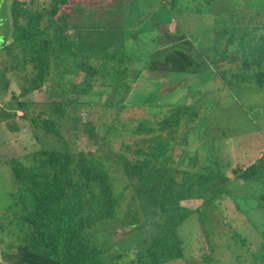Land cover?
Returning a JSON list of instances; mask_svg holds the SVG:
<instances>
[{
  "label": "rangeland",
  "instance_id": "374dc122",
  "mask_svg": "<svg viewBox=\"0 0 264 264\" xmlns=\"http://www.w3.org/2000/svg\"><path fill=\"white\" fill-rule=\"evenodd\" d=\"M155 2L162 3L158 9L161 16L168 21L173 17L161 25L162 32L168 29L174 40L186 35L200 44L211 60L216 59V73L152 66L153 61L165 65L167 54L161 50L166 43L158 35L159 29L145 24L152 7L151 11L141 12L139 6ZM12 3L13 0H0V33L3 31L9 43ZM47 4L48 0H36L30 5L35 9ZM170 7L176 9L171 13ZM130 12L132 17L128 16ZM60 13L65 18L74 15L72 27L77 24L82 32L75 43L64 44L60 51L64 54L60 63L69 72H80L75 64L77 56L92 58L104 51L125 53L135 74L145 64H151L140 79L130 80L133 88L128 95H118L109 78L90 96L78 97L83 102L75 109L69 108L62 120V135L77 150L101 155L110 163L116 187H123L127 181L133 186L137 178L125 175L113 155L121 152L135 157L133 152L138 146L150 151L154 133L136 132L138 126L143 121L147 125L158 123L177 107L188 106L178 124L160 133L161 162L188 173L185 181L176 169L169 177L177 185L184 182L183 199H179V206L175 205L181 210L174 215L185 218L177 228L183 240L182 252L178 259L163 264H264V203L260 199L264 182L233 179L231 173L235 166H248L264 153V75L257 74H264V0H71ZM73 31L70 28L68 32ZM132 34L134 37H130ZM7 44L0 47V235L10 233L4 238L16 243L23 223L11 196L13 175L8 159L19 157L25 161L27 153L57 145L53 133L42 131L39 121L35 123L23 113L51 118L55 112L53 101L61 100L63 95L55 85L49 87L53 79L57 80L58 67L53 68L42 89L34 90L31 64L23 68L22 50ZM135 74L132 79L137 78ZM74 75L67 74L69 79ZM82 79L80 73L76 80ZM25 88L28 92L23 96ZM69 97L76 99L75 94ZM23 101H29L28 106L18 110L19 116L14 115ZM6 118L15 120L21 131L12 134L3 121ZM126 145L131 148L126 150ZM158 162L159 159L149 160V167L155 169ZM219 174L224 177H215ZM152 181L160 184L159 179H152L148 188ZM130 188L126 190V205L134 193ZM156 202L157 199L141 201L142 228L128 231L129 218L124 216L103 226L94 236L101 245L114 242L129 250L146 246L157 232L152 223L165 219L156 213ZM3 248L6 245L0 242Z\"/></svg>",
  "mask_w": 264,
  "mask_h": 264
},
{
  "label": "trees",
  "instance_id": "16d2710c",
  "mask_svg": "<svg viewBox=\"0 0 264 264\" xmlns=\"http://www.w3.org/2000/svg\"><path fill=\"white\" fill-rule=\"evenodd\" d=\"M35 1L13 0V40L10 45L22 50L24 68L31 64L33 75L30 78L35 83L34 89H42L53 68L58 67L57 80L53 79L54 82L49 87L55 85L56 91L61 92L63 96L61 100L53 101V117L42 118L40 115L35 117L28 115V112L23 113L35 123L39 121L37 124L42 131L53 133L57 145L42 146L29 152L25 161L19 157L8 159L13 175L11 196L15 206L19 207L23 228L20 234H17L16 243L4 238L10 233L0 235V242L6 245V248L0 249V264H163L168 260L178 259L182 252L183 240L177 228L185 216L176 218L174 213L178 209L181 210V207L176 209V206H179V199H183L181 189L184 182L177 185L170 182L169 177H173L172 172L177 170L176 173L181 174L185 181L188 173L176 168L170 169L161 162L160 144L163 135L160 133L166 132L167 126L178 124L186 114L188 106L177 107L163 121L152 125L143 121L138 126L136 132L154 133L153 140L150 139V151H144L143 147L138 146L133 152L135 157H127L121 152L113 155L112 159L122 165L125 175L137 178L133 186L127 181L123 187H116L110 163L101 155L77 150L71 141L63 137L61 130L62 120L67 117L68 109H75L82 103L78 97L90 96L96 86L105 83L109 78L118 95L129 94L133 88L130 80H137L135 77L131 78L129 57L120 51H104L101 56L96 57L95 62L89 55L87 58L78 56L75 58V64L80 72H69L62 67L63 62L60 63L64 58L60 51L64 44L75 43V38L82 33L77 24L72 27L74 24L71 18L73 19L74 15L65 18V14L60 13L62 6L68 5L71 0H48L47 6L38 5L39 7L34 9L30 4ZM175 9L170 7L171 13ZM158 24L159 22L153 23V28L159 29ZM70 28L74 31L68 32ZM172 34L167 30L164 37L167 45L163 50V54H167L165 63H172V69L181 71L202 73L207 69L214 72L216 59L203 58L206 60L200 59L202 64L200 61L196 64L198 55L192 41L186 35L181 37L182 39L174 40ZM158 35L163 38L161 33ZM72 36L75 37L71 38ZM201 53L203 54L200 52V55ZM208 60L211 63H208ZM71 73L75 75L69 79L67 74L71 76ZM80 73H83V79L77 81ZM257 74L264 75L263 71ZM67 84L73 85L69 87ZM26 92L27 88L23 90V96ZM70 94H75L76 99L70 98ZM18 97L14 96L16 100ZM27 103L29 104V101H23L21 107L15 109L14 115H17L16 110L25 109ZM196 114L192 112V115ZM72 119L78 120L76 117ZM7 123L11 130L19 129L15 120H9ZM130 148V145L125 146L126 150ZM104 156L109 157L107 153H104ZM151 159H159L155 169L149 167ZM231 173L233 179L264 182V153L248 166H235ZM215 177L224 176L219 174ZM152 179H159L160 184L152 181L148 188L147 185ZM130 187H133L134 193L126 205V190ZM143 199H157L156 213L159 218L165 217L163 222L158 219L152 223L157 232L151 237V241L146 246L134 250L118 247L114 242L101 245L94 234H98L103 226L106 227L124 216L129 218L128 231L142 228L144 219L140 217V204ZM260 199L264 203V193Z\"/></svg>",
  "mask_w": 264,
  "mask_h": 264
},
{
  "label": "flooded vegetation",
  "instance_id": "af4514ba",
  "mask_svg": "<svg viewBox=\"0 0 264 264\" xmlns=\"http://www.w3.org/2000/svg\"><path fill=\"white\" fill-rule=\"evenodd\" d=\"M105 1H107V0H103V3L105 2ZM146 5H148V4H146ZM161 5H162V3H158V2H155L154 4H151L150 6H144V5H140L139 6V10L141 11V12H144V11H151V10H149L150 9V7H152V11L151 12H149L148 14H147V16H145V19H144V21H145V24L146 23H148L149 25H147V26H152L153 25V23H158L159 22V26H160V28H159V31H161L160 33H161V36H163V38L165 37V34H166V32H167V30L168 29H166V31H164V32H162V28H161V25H163V24H167L166 22L168 21L167 20V18L165 17V16H161V13L158 11V9L161 7ZM142 9H143V11H142ZM167 9H169V8H167ZM128 13V12H127ZM143 14V13H142ZM129 15H131V17L133 16L132 14H131V12L128 14V16ZM130 17V18H131ZM72 19V18H71ZM163 19H164V22H163ZM173 20V17H172V19H171V21ZM170 21H168V23H169ZM140 26L142 25L141 23L139 24ZM138 25V26H139ZM154 29H156V28H154ZM82 37V36H81ZM130 37H134V34H132V35H130ZM165 39V38H164ZM9 40V39H8ZM8 40L5 42V43H3V46L5 45V44H7V45H9L10 43L8 42ZM13 40V36H12V39H11V41ZM164 41V40H163ZM193 43V45H194V49H195V51L197 52V59H199L198 61H200V59L201 60H206L207 58L209 59V55L206 53V51H204V49H203V47L202 46H200V44L199 45H197L196 43H194V42H192ZM2 46V47H3ZM167 47V45L165 46V48ZM14 48H16V47H14ZM222 48H224V47H222ZM203 49V50H202ZM164 50V48L161 50V51H163ZM200 52H203V54L201 53V55H200ZM201 56H202V58H201ZM78 57V56H77ZM80 58V57H79ZM89 58H90V56H89ZM153 58V57H152ZM203 58H206V59H203ZM90 59H92V61H96L97 59H96V57H92V58H90ZM80 60V59H79ZM164 60H166V59H164ZM195 63L197 64L198 62H196L195 61ZM208 63H211L210 62V60H208ZM152 66L153 67H161V68H165V69H167V70H169V69H172V63H165V65H161V64H157V63H155L154 61H153V64H152ZM143 67V69H141V72L140 73H134V71L131 69V73H132V75H134L135 74V76L137 77L136 79H140V77H141V75H143V73L145 72V70H148L149 69V67H151V64L149 63V65H147V64H145L144 66H142ZM23 68H24V66H23ZM60 70H61V67H60ZM71 72V71H70ZM135 82V81H134ZM34 90H36V89H34ZM17 100H18V98H17ZM83 102V101H82ZM16 111H18V110H16ZM10 113V112H9ZM16 116H19L18 114L16 115ZM14 117V116H13ZM38 117V116H37ZM9 120H11V119H8V118H6V119H3V121H4V123H5V125H6V128L9 130V131H12V134H14V133H18L19 131H21V129H20V125L18 124V126H19V129L17 130V131H14V130H11L9 127H8V123H7V121H9ZM33 121V120H32ZM34 122V121H33ZM33 133V132H32ZM32 152V151H31Z\"/></svg>",
  "mask_w": 264,
  "mask_h": 264
},
{
  "label": "water",
  "instance_id": "95a60500",
  "mask_svg": "<svg viewBox=\"0 0 264 264\" xmlns=\"http://www.w3.org/2000/svg\"><path fill=\"white\" fill-rule=\"evenodd\" d=\"M3 38V39H2ZM4 40L5 41V39H4V35H2V33H0V40ZM2 44V43H1ZM0 44V47H2V45Z\"/></svg>",
  "mask_w": 264,
  "mask_h": 264
},
{
  "label": "crops",
  "instance_id": "0c3cea01",
  "mask_svg": "<svg viewBox=\"0 0 264 264\" xmlns=\"http://www.w3.org/2000/svg\"><path fill=\"white\" fill-rule=\"evenodd\" d=\"M12 31H13V30H12ZM2 32H3V31H2ZM2 32H1V33H2ZM2 35H3V33H2ZM9 36L12 38V32H11V34H10ZM10 37H9V38H10ZM5 42H6V40H5ZM5 42H4V43H5ZM200 74H201V73H200ZM17 113H18V111H17Z\"/></svg>",
  "mask_w": 264,
  "mask_h": 264
}]
</instances>
